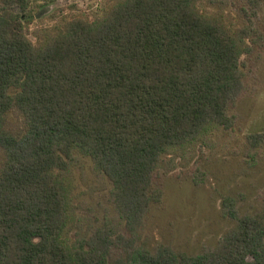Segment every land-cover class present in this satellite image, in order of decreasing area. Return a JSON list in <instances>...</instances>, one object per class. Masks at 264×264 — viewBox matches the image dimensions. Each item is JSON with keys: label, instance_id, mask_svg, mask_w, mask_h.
<instances>
[{"label": "trees", "instance_id": "1", "mask_svg": "<svg viewBox=\"0 0 264 264\" xmlns=\"http://www.w3.org/2000/svg\"><path fill=\"white\" fill-rule=\"evenodd\" d=\"M201 1L114 0L40 45L20 13L0 10V264H264V210L240 215L230 197L223 209L236 226L197 255L131 239L125 259H113L122 236L110 228L73 251L60 240L78 153L111 181L110 198L135 231L162 198L164 155L233 127L241 59L264 0H246L250 12L243 0H208L238 4L249 22L239 28ZM12 110L22 133L7 126Z\"/></svg>", "mask_w": 264, "mask_h": 264}, {"label": "rangeland", "instance_id": "2", "mask_svg": "<svg viewBox=\"0 0 264 264\" xmlns=\"http://www.w3.org/2000/svg\"><path fill=\"white\" fill-rule=\"evenodd\" d=\"M114 0H0V10L13 9L22 15L27 37L40 45L67 21L95 20ZM245 5L246 0L239 2ZM238 4L221 7L202 0L204 11L220 12L229 25H248ZM251 50L242 56L243 89L230 114L233 127L215 129L186 147L164 155L156 182L162 198L148 211L144 223L130 231L110 198L111 181L99 173L90 156L78 153L77 163L67 175V221L60 240L69 250L86 247L100 229L122 236L112 257L125 259L131 239L134 246L152 252L164 244L178 253L197 255L215 248L236 226L223 203L233 199L240 215L264 210V9L260 11ZM7 126L22 133V117L6 114ZM260 138V137H256ZM0 149V164L2 162ZM116 247V246H115Z\"/></svg>", "mask_w": 264, "mask_h": 264}]
</instances>
